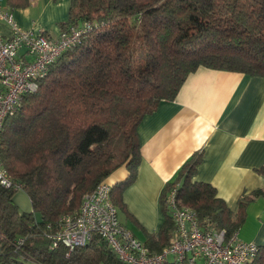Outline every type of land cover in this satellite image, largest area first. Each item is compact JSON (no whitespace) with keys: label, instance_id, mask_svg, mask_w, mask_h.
<instances>
[{"label":"trees","instance_id":"16d2710c","mask_svg":"<svg viewBox=\"0 0 264 264\" xmlns=\"http://www.w3.org/2000/svg\"><path fill=\"white\" fill-rule=\"evenodd\" d=\"M30 1L4 4L13 11ZM59 28L80 30L79 42L49 66L0 132L1 163L31 205L30 213L20 211L16 192L0 187V264H124L96 234L70 253L53 248L50 234L123 166L127 176L112 185L110 200L118 218L120 210L132 219L122 195L142 163L138 127L161 102L175 100L191 73L264 78V0H70ZM200 162L193 157L162 190L163 224L144 235L150 252H160L175 229L165 206L172 190L203 229L227 238L237 234L249 203L264 198V189L243 194L232 210L210 184L193 181ZM248 264H264V247Z\"/></svg>","mask_w":264,"mask_h":264},{"label":"crops","instance_id":"0c3cea01","mask_svg":"<svg viewBox=\"0 0 264 264\" xmlns=\"http://www.w3.org/2000/svg\"><path fill=\"white\" fill-rule=\"evenodd\" d=\"M0 4L6 8L4 0ZM69 7L70 0H31L29 7L12 14L21 29L57 39ZM0 32L8 33L1 22ZM138 135L142 163L136 182L122 195L132 219L119 220L144 243V235L158 233L163 224L162 190L176 184L193 157L201 155L193 181L210 184L232 210L241 195L264 189V173L259 172L264 168V78L199 68L174 101L161 102L142 120ZM126 176L123 166L106 182L113 185ZM14 202L20 211L31 212L23 191L15 194ZM129 222L135 223L136 232ZM237 235L264 247V198L249 203Z\"/></svg>","mask_w":264,"mask_h":264},{"label":"built area","instance_id":"2783aa9c","mask_svg":"<svg viewBox=\"0 0 264 264\" xmlns=\"http://www.w3.org/2000/svg\"><path fill=\"white\" fill-rule=\"evenodd\" d=\"M0 22L8 33L0 32V132L7 117L20 106L21 98L35 92L38 80L66 50L79 42L81 31L71 29L50 39L41 33L21 29L12 11L0 4ZM0 187L21 192L0 160ZM112 185L100 183L82 197L76 214L62 216L50 234L52 247L63 246L68 252L84 246L93 234L102 238L124 264H248L255 259L259 246L244 242L237 234L226 237L225 231L203 229L194 211L180 206L175 190L165 198V206L174 223L167 245L158 253L145 244L119 220L110 200Z\"/></svg>","mask_w":264,"mask_h":264},{"label":"rangeland","instance_id":"374dc122","mask_svg":"<svg viewBox=\"0 0 264 264\" xmlns=\"http://www.w3.org/2000/svg\"><path fill=\"white\" fill-rule=\"evenodd\" d=\"M4 6H5V4H4ZM118 214H119V219H122V220L125 219V216L123 215V213L120 210L118 211ZM129 223L131 224L132 229L135 231V228H136L135 223H133V222H129Z\"/></svg>","mask_w":264,"mask_h":264}]
</instances>
